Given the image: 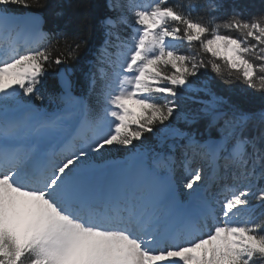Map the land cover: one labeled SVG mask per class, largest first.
<instances>
[{
    "label": "snow or ice",
    "instance_id": "obj_1",
    "mask_svg": "<svg viewBox=\"0 0 264 264\" xmlns=\"http://www.w3.org/2000/svg\"><path fill=\"white\" fill-rule=\"evenodd\" d=\"M16 6L41 9L45 0H0V264H264V110L219 111L227 102L190 80L210 70L264 95V14L234 9L205 21L193 18L192 0H106L115 15L100 21L104 42L89 85L99 111L72 95L63 72L55 97L63 108L47 116L34 102L45 100L48 71L77 59L85 40L45 32L39 15L17 16ZM207 6L221 8L218 0ZM121 26L132 27L130 37ZM193 42L196 54L179 51ZM200 91L212 97L199 109L211 117L208 127L223 120L218 140L201 143L171 127L173 119L195 123L182 101ZM157 126L187 140L188 204L179 198L176 158L162 152L132 153L131 164L97 178L109 162L97 164L91 153L135 148ZM52 136H63V147L45 160L40 145ZM197 156L219 184L216 195L202 191L204 169L191 167Z\"/></svg>",
    "mask_w": 264,
    "mask_h": 264
},
{
    "label": "trees",
    "instance_id": "obj_2",
    "mask_svg": "<svg viewBox=\"0 0 264 264\" xmlns=\"http://www.w3.org/2000/svg\"><path fill=\"white\" fill-rule=\"evenodd\" d=\"M187 0H169V3H186ZM197 4V8L192 13L193 18H203L205 21L210 16H215L217 20H224L232 13L234 9H239L245 18H250L254 15L264 14V0H218L221 8L218 11L212 12L208 8V0H192ZM106 0H45V7L41 9L24 8L16 6L14 14L24 15L29 12L39 13L44 17V31L55 34L63 32L70 38H78L85 40L77 59L68 64L53 65L48 71L46 77L47 83L42 89V94L45 100H57L55 97L59 96L60 88L58 81V71L61 67L73 70L70 75L73 88L72 93L78 97L84 98L88 102V106L93 113L99 111V104L96 102L95 93H90V76L96 69V58L104 41L103 30L100 21L108 15H115V13L108 12L106 8ZM62 13V15H57ZM87 29V30H85ZM237 35L236 33H231ZM198 48V42H193V47L190 48L187 43H182L180 47L184 54H196L195 49ZM207 55L208 58L210 54ZM219 62V61H218ZM203 75L198 78H190L198 85L207 84L211 93L217 97H222L227 103L221 105L219 111L231 113L232 105H237L242 111L247 113H259L264 110V95L259 92H254L248 89L246 85L239 81H233L231 84H225L219 77H217L210 70L205 72L201 70ZM55 83L57 87L53 89L51 84ZM193 96L194 99L186 100L183 103L184 109L202 108V101H208L212 97L206 92L200 91L193 94H186ZM211 120L204 114L196 116L195 123L192 124H178L179 129L183 132H195L200 140H206L207 134L211 131L208 127ZM161 126H157L155 134H145L141 141H134L137 146L144 145L150 152L160 153L166 148L159 146L158 141L153 140V136H157ZM130 149H119L113 157H125L127 151ZM168 150V149H167ZM180 174H176V178Z\"/></svg>",
    "mask_w": 264,
    "mask_h": 264
},
{
    "label": "rangeland",
    "instance_id": "obj_3",
    "mask_svg": "<svg viewBox=\"0 0 264 264\" xmlns=\"http://www.w3.org/2000/svg\"><path fill=\"white\" fill-rule=\"evenodd\" d=\"M125 2H126V0H125ZM135 2L137 4L142 5V6L143 5L150 6L154 2V0H135ZM128 18H129L130 24L134 26V18L131 16L130 13L128 14ZM121 30H126L127 32H129L127 37H130L131 34H132V27L131 26H121ZM174 43H176V42H174ZM179 51L181 53H184L183 51H181L180 48H179ZM108 72H109V76L111 77L112 70L108 69ZM72 95L75 96L74 94H72ZM94 95L96 97V102H97V96H96V94H94ZM75 97H77V96H75ZM78 98H80V97H78ZM19 99L21 101H23V102H27L28 97H25V96L21 95L19 97ZM189 99H194V98H193V96L186 95L185 99L182 101L183 112L186 113L189 116V118H191L193 115L198 116V114L201 113V112H199L198 108L184 109L183 103H185L186 100H189ZM83 100H85V99H83ZM85 102L88 104V102L86 100H85ZM34 104H35L36 110L41 112V113H43V114H45V113L47 114L48 111H46V110H50L51 109V112L48 114V116H53V115L57 114L63 108V104L58 99L57 100H51V99L50 100H44L43 102L35 101ZM97 104H98V102H97ZM37 107H39V109H37ZM201 114H203V113H201ZM207 117L210 118V120H211L210 116H207ZM183 123H187V122L184 119H180V120L173 119L172 122H171V127L173 129L179 130L180 132H183V131H181L179 129V126H178V124H183ZM187 124L189 125L190 123H187ZM223 126H224L223 125V120H220V121L217 122L216 125L211 127L210 128L211 131L207 134V136H208L207 140H209V139H212V140L220 139L221 130H222ZM196 138H197V140H199L198 137H196ZM153 140L158 141L159 146H161L163 149L166 148L165 149L166 153H164V154L172 155V156H174L176 158L177 165H176L175 173L176 172H179V173L184 172V175H180V176H178L176 178V183L179 186L180 193H182L181 197H183V198H185L187 200V202L184 203V204H188L189 203V198L186 195H183V193H186L187 190L183 189V187H182L183 181H184V177L186 175V173L184 171V168H183V160H184L183 153H184V150H185L183 146L187 144V140L186 139H181L178 136L172 135L171 130L164 129L162 127H161L158 135L157 136H153ZM169 145H174L175 146V150H173L171 147H169ZM122 148L123 147H120V146H117V145H113L111 147H107V151L103 153V157L102 158H101L100 154L91 153L90 155L93 157L94 162L97 163V164H104L105 162H109L108 163L109 165L110 164L111 165L116 164V165L121 166V169H122V168H124L127 165L132 163V161L129 160V157L132 155V153H136V152H139V153L149 152V153H151L144 145H140V146H137L135 148H131L130 150H128L127 151V155L124 158L123 157H113V155H115L118 152V150L122 149ZM124 149H127V148H124ZM57 158H58V156H57ZM191 167L192 168L203 167V169H204V173L203 174L206 177V183L203 185L204 189H202V191H203L204 194H206L209 197H211L213 195H216L218 193V191H219L218 182L216 183V190H210V189H208V187L206 188V186L210 183L209 181L211 180V179H209V177H211V170L209 169V167H207V164L205 163V161L197 156L193 160V163L191 164ZM262 186H264V185H262ZM213 191L215 193H213ZM252 203H256V202L252 201Z\"/></svg>",
    "mask_w": 264,
    "mask_h": 264
},
{
    "label": "bare ground",
    "instance_id": "obj_4",
    "mask_svg": "<svg viewBox=\"0 0 264 264\" xmlns=\"http://www.w3.org/2000/svg\"><path fill=\"white\" fill-rule=\"evenodd\" d=\"M16 15V14H15ZM19 16V15H17ZM48 116V114H46ZM63 141H64V137L63 136H52L49 137L47 139H45L42 144L40 145V147L43 148V150L45 152H47V156L44 157L45 159L47 158H51V159H56V155L59 154L61 148L63 147ZM121 166L119 165H109L107 166V168L99 170L97 172V178L100 180H104L106 179L113 171L116 170H120ZM217 183V182H216ZM216 183L214 184L213 181H211V184L209 185L208 189L210 190H216ZM204 189V187L202 188ZM213 193H215L213 191Z\"/></svg>",
    "mask_w": 264,
    "mask_h": 264
},
{
    "label": "water",
    "instance_id": "obj_5",
    "mask_svg": "<svg viewBox=\"0 0 264 264\" xmlns=\"http://www.w3.org/2000/svg\"><path fill=\"white\" fill-rule=\"evenodd\" d=\"M30 14H36V15H39V16L42 18L43 26H44V24H45L44 17H43L42 15H40L39 13L29 12V13H27V14L22 15V17H24V16H28V15H30ZM63 72H67V73H69V74H72L73 70H72L71 68L66 69L65 67H61V68L59 69V71H58V81L60 80V73H63ZM69 79H70V75H69ZM70 80H71V79H70Z\"/></svg>",
    "mask_w": 264,
    "mask_h": 264
}]
</instances>
